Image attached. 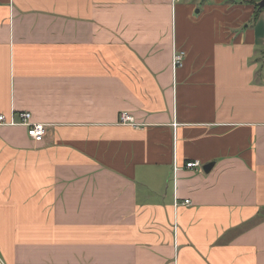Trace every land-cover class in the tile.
<instances>
[{
  "label": "crops",
  "instance_id": "obj_1",
  "mask_svg": "<svg viewBox=\"0 0 264 264\" xmlns=\"http://www.w3.org/2000/svg\"><path fill=\"white\" fill-rule=\"evenodd\" d=\"M255 4L0 0V115L48 126H0L5 264H264Z\"/></svg>",
  "mask_w": 264,
  "mask_h": 264
},
{
  "label": "built area",
  "instance_id": "obj_2",
  "mask_svg": "<svg viewBox=\"0 0 264 264\" xmlns=\"http://www.w3.org/2000/svg\"><path fill=\"white\" fill-rule=\"evenodd\" d=\"M184 59V53L175 52L173 56V69L177 70L180 66H182ZM120 124L125 126H131L134 128H140L141 125L136 122V119L129 114L128 112H123L120 117ZM0 126L7 127H25L28 131V136L34 140L35 142H43L47 136L48 126L43 123H36L33 121V116L29 112H21V113H13L11 118H7L4 115H0ZM201 164L198 161L188 162L186 164L187 169H195L200 167ZM179 170L178 166H174V173ZM176 177V176H175ZM176 182V178H175ZM192 205L190 200H185L184 202H179L176 198L175 208L180 206H190ZM0 264H5L0 258Z\"/></svg>",
  "mask_w": 264,
  "mask_h": 264
},
{
  "label": "water",
  "instance_id": "obj_3",
  "mask_svg": "<svg viewBox=\"0 0 264 264\" xmlns=\"http://www.w3.org/2000/svg\"><path fill=\"white\" fill-rule=\"evenodd\" d=\"M203 1H206V0H203ZM259 8L260 9H264V0H262L260 3H259ZM213 168V164H208L204 167V171L206 173H209Z\"/></svg>",
  "mask_w": 264,
  "mask_h": 264
},
{
  "label": "trees",
  "instance_id": "obj_4",
  "mask_svg": "<svg viewBox=\"0 0 264 264\" xmlns=\"http://www.w3.org/2000/svg\"><path fill=\"white\" fill-rule=\"evenodd\" d=\"M263 11H264V9H260L259 8V4H255V14H254V18H258L259 14L261 12H263Z\"/></svg>",
  "mask_w": 264,
  "mask_h": 264
},
{
  "label": "rangeland",
  "instance_id": "obj_5",
  "mask_svg": "<svg viewBox=\"0 0 264 264\" xmlns=\"http://www.w3.org/2000/svg\"><path fill=\"white\" fill-rule=\"evenodd\" d=\"M210 1H211V0H210ZM257 1H258V3H260L262 0H257ZM202 3L204 4V3H205V1H203V0H202Z\"/></svg>",
  "mask_w": 264,
  "mask_h": 264
}]
</instances>
